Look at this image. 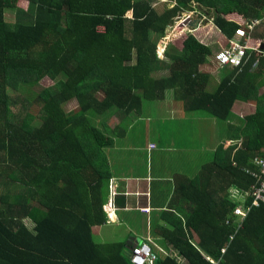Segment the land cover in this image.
Listing matches in <instances>:
<instances>
[{"label": "trees", "instance_id": "1", "mask_svg": "<svg viewBox=\"0 0 264 264\" xmlns=\"http://www.w3.org/2000/svg\"><path fill=\"white\" fill-rule=\"evenodd\" d=\"M258 8L264 0H0V264H129L128 247L91 236L107 221L105 154L166 91L236 143L202 153L195 174L175 179L161 238L184 264H264V201L253 208L245 195L253 159L264 158V57L253 71L251 51L240 68L217 66L189 34L158 57L149 38L195 9L234 38ZM42 78L51 84L39 87ZM247 99L254 113L231 135L232 105ZM111 114L116 128L99 119ZM236 207L244 217L232 216ZM153 264L180 263L163 255Z\"/></svg>", "mask_w": 264, "mask_h": 264}, {"label": "crops", "instance_id": "2", "mask_svg": "<svg viewBox=\"0 0 264 264\" xmlns=\"http://www.w3.org/2000/svg\"><path fill=\"white\" fill-rule=\"evenodd\" d=\"M258 9L262 13L258 19L259 24L250 31L246 30L245 33L249 35V39L263 45L264 11L260 8ZM231 18L237 20L235 17ZM251 20L253 19L249 21ZM239 21L243 22L244 20L240 18ZM214 30L221 36L222 40H228L217 29L214 28ZM238 41L241 42L243 39ZM211 55L213 57V54ZM210 61H212V58L209 59ZM207 72L212 76L211 86H214L219 81V76L214 79L211 71L209 72L208 70ZM263 92L264 86L262 85L259 87L257 94ZM167 93L169 94L168 99H170L167 111L161 110L160 107L162 105L157 104L156 110L146 112L142 117L136 119L137 121L147 120L153 124V127L146 130V132L150 134L157 133L156 140L145 139L140 142H132L129 138L130 135L125 133L123 139L122 136L121 138H114L112 146L106 152V163L110 174L108 179V199L103 210L107 216V221L102 225L92 226L91 236L95 244L103 245L112 234L120 232L121 236L110 243H119L122 247H128L129 243L135 244L147 240L155 256L171 255L175 261L184 264L183 258L178 257L170 245L161 238V231L167 226L164 219H167L169 212L173 213V210L169 209V204L173 197L175 179L180 176L189 177L195 174L198 170L197 165L202 159V153L212 151L216 146L224 145L225 147H230L236 141L232 137L227 139L226 128H223L217 129L218 133H215L216 130H206L207 136L211 138L206 141L207 146L204 149H193L197 143L194 139H192V142H176L174 140L176 146L168 147L165 140L170 134V131L166 132L170 121L178 122L183 127L181 132L174 137H179L184 131L190 138V135H192V123L199 121L202 125L207 124L209 117L201 111H184L181 101L175 95L176 93L173 92L171 94L166 91L165 94ZM168 99L164 95L158 103L162 104L164 100ZM244 102L235 101L232 105L230 112L233 119L227 122L229 126L234 127L231 135L240 126L237 121L254 113L255 108L252 104L254 102L248 99ZM173 106L179 107L180 111L172 114ZM165 120H168V124L164 129L157 130V125L158 128H161L163 126L162 121ZM135 121L130 123L126 129L127 132L130 127H134ZM211 124L216 129L215 123ZM238 141L239 138H237V143ZM150 144L154 145L153 149H148ZM188 171L192 173L189 174ZM114 237L115 235L111 239Z\"/></svg>", "mask_w": 264, "mask_h": 264}, {"label": "rangeland", "instance_id": "3", "mask_svg": "<svg viewBox=\"0 0 264 264\" xmlns=\"http://www.w3.org/2000/svg\"><path fill=\"white\" fill-rule=\"evenodd\" d=\"M161 1L167 2L168 0H161ZM169 7H170V5H169ZM195 10H193V11L196 14L193 11H190V12L182 11L180 14L181 18L185 15H189V19H192V18H197L198 15H200V13H202V16H200L201 20H207V22L206 23L201 22V25L199 27H197L196 29H194L193 31H189L186 28L177 26L178 22L180 20H175L172 25H169L166 27V30L162 36H159L158 34H155V33H150L149 38L156 45L155 50H156L157 56L162 57V53L164 51L163 49L169 43V41L171 43L172 42L173 43H179L182 36H186L188 34L196 37L201 44L208 46L210 48L211 54L215 55L217 52H219L221 46L224 45L225 41L222 40L221 36L214 30L213 25H211L210 13H205L204 10L199 11L197 13ZM204 14H206V16ZM8 17H9V14L7 13V18ZM179 36H181V37H179ZM220 38H221V40H220ZM205 70L206 71L209 70V72L211 71V74L213 75L214 79L218 78V73H217V70H215V66L214 67L212 65L211 66H205ZM50 84H51V81H49V79H47V78H42L38 82L39 87H47ZM164 95L168 99L169 94L164 93ZM169 100L170 99L164 100L162 104L158 103V105H162V107H160L161 110H163V111L168 110ZM173 107H174V109L171 111L172 114H175L176 112L180 111L179 107H176V106H173ZM65 110L66 111H72V113H73L72 116L74 115V113L77 115V113L74 112V111H76V104L73 101L68 102V104L65 106ZM102 117L103 116H101L99 119L104 120L105 125L108 126L109 128L114 127V126L116 128L117 124L120 120L119 117H117L115 114L106 115V117H103L104 119ZM156 121L159 122L158 120H156ZM136 122H137V120L135 121V123ZM209 122H211V121L207 120V124L205 123L203 125L199 121L193 122L192 123V132H191L192 135H190V138H188V134L184 133V131L179 135V137H174L176 134L181 132L183 127L178 122L170 121L169 127L167 126V130H166L167 133H168V131H170L168 138L165 140V143H167L166 145L168 147L172 148V147L176 146L175 145L176 143L174 142V140L176 142H180V141L181 142H192V139H194L197 141V143L195 144L193 149H197V150L204 149L205 146H207L206 141H209L211 138V137L207 136V134H208L207 131L216 130L213 128V125L211 124L214 122H211V123H209ZM162 123H163V126L161 128L160 127L158 128V125H157V130L164 129V127L168 124V120L162 121ZM94 124L96 126H100L99 121L97 119L94 120ZM152 127H153V124L147 120H139L138 123L134 125V127L132 126L128 129V132L125 130V125H122V129L125 130V133L130 135L129 138L132 140V142H140V141H144L145 139L156 140L157 133L156 134H150V133L146 132V130L151 129ZM216 127L219 130L223 129L221 123H219V124L216 123ZM215 133H218V130H216ZM123 137H125V135L122 136V139H123ZM125 143H127V142H125ZM210 143H211V141H210ZM121 147H122V145H121ZM204 159H205V157L202 156L201 161H204ZM188 173L191 174L192 172L188 171ZM23 222L29 230L32 228V224L30 223V221H28L27 219H24ZM113 235H115V237L111 239V237ZM120 236H121L120 232L112 234L110 236V238L104 244L105 245L110 244V242L115 241ZM98 245H100V244H98ZM221 250L224 251V248L220 249V252H221ZM221 253H223V252H221ZM209 260L211 261L213 259L207 260L209 262V264H211ZM213 261H218V260H213Z\"/></svg>", "mask_w": 264, "mask_h": 264}, {"label": "built area", "instance_id": "4", "mask_svg": "<svg viewBox=\"0 0 264 264\" xmlns=\"http://www.w3.org/2000/svg\"><path fill=\"white\" fill-rule=\"evenodd\" d=\"M177 18V20H180L178 22L179 24L183 19L189 18V15ZM258 22L259 20L253 19L245 23L244 26L250 31L254 26L259 24ZM239 39H243V41L239 42ZM245 51H251L254 55V60L249 68L250 71H253L257 68L259 63V58L257 57H264V45H260L254 40L252 41L249 39L247 33L239 29L235 33L234 38L225 41L224 46L213 56L211 62H214L217 66L227 65L240 68L246 64L250 56L249 52L246 54ZM153 147V144L148 145V149H153ZM252 163L256 167V172H250L249 176L254 179L256 185L250 186L249 190L245 192V195L250 197V206L257 208L259 204L264 201V158H255ZM245 213V211L236 207L232 211V216L244 217ZM221 252H223V250H221ZM125 255L129 264H153L156 259L147 240L135 243L133 247H128ZM210 263L218 264V261L211 260Z\"/></svg>", "mask_w": 264, "mask_h": 264}, {"label": "water", "instance_id": "5", "mask_svg": "<svg viewBox=\"0 0 264 264\" xmlns=\"http://www.w3.org/2000/svg\"><path fill=\"white\" fill-rule=\"evenodd\" d=\"M201 22L206 23L207 20H204L203 21V20H201V17L192 18V19L186 18V19H183L178 24V26L179 27L186 28L189 31H193L194 29H196L197 27H199L201 25ZM133 246H134L133 243H129V246L128 247H133Z\"/></svg>", "mask_w": 264, "mask_h": 264}, {"label": "flooded vegetation", "instance_id": "6", "mask_svg": "<svg viewBox=\"0 0 264 264\" xmlns=\"http://www.w3.org/2000/svg\"><path fill=\"white\" fill-rule=\"evenodd\" d=\"M198 17H199V15H198Z\"/></svg>", "mask_w": 264, "mask_h": 264}]
</instances>
